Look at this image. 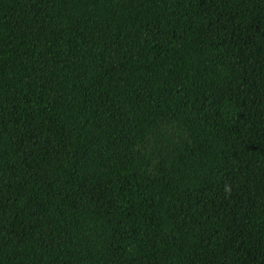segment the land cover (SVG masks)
Wrapping results in <instances>:
<instances>
[{"label": "trees", "instance_id": "trees-1", "mask_svg": "<svg viewBox=\"0 0 264 264\" xmlns=\"http://www.w3.org/2000/svg\"><path fill=\"white\" fill-rule=\"evenodd\" d=\"M0 264H264V0H0Z\"/></svg>", "mask_w": 264, "mask_h": 264}]
</instances>
